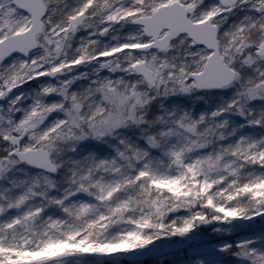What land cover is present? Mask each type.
<instances>
[{
	"label": "snow or ice",
	"instance_id": "1",
	"mask_svg": "<svg viewBox=\"0 0 264 264\" xmlns=\"http://www.w3.org/2000/svg\"><path fill=\"white\" fill-rule=\"evenodd\" d=\"M41 77L28 106L12 95ZM225 88L235 91L211 113L146 119L157 97ZM0 100V264H96L204 224H264V136L224 143L219 119L264 128V0H0ZM129 127L147 147L120 133ZM113 137L114 156L66 167L80 142ZM16 171L24 178L9 179ZM256 239L196 249L190 264H264Z\"/></svg>",
	"mask_w": 264,
	"mask_h": 264
},
{
	"label": "trees",
	"instance_id": "2",
	"mask_svg": "<svg viewBox=\"0 0 264 264\" xmlns=\"http://www.w3.org/2000/svg\"><path fill=\"white\" fill-rule=\"evenodd\" d=\"M247 10L246 9H239V10H233L232 16H233V23H239L243 18L244 15L246 14ZM119 27V26H117ZM222 28V25H221ZM223 29V28H222ZM121 32H126L128 31L127 26L124 29L120 30ZM223 31V30H222ZM80 35H83V33H77V37H79ZM102 41L107 42V43H115L114 40H111L110 37H102L101 38ZM81 69H84L83 66L79 67ZM242 71L245 74H252L253 69L252 68H248L246 67L245 69H242ZM64 77V76H63ZM51 80H55V78H52ZM48 82V80L44 77L39 78L38 80H34V81H30L26 84V86H22L21 88L18 89H14L13 92H15L16 94L19 93H24L26 99L23 100V105L26 107L29 104L32 103V94L35 93V91L42 85L44 84V82ZM79 83V82H78ZM80 84H83V82H81ZM85 86V84H83ZM235 91L234 88H225V89H221V91H217V92H209V93H204V92H200L197 91L196 92V96H194L195 98H193L196 101V105H200L203 104L205 102V97H207L208 95H210V93H213V98H216V100L218 99H223L222 102H226L232 95V93ZM198 97H202V98H198ZM55 97H48L49 100L54 99ZM185 99V95H180V94H176V95H169V96H160L157 97L155 101L152 102V104L150 105L147 113H146V119L147 120H153L154 118L164 114L166 111H174V110H179L180 111V107L179 104L181 102H183V100ZM185 102V101H184ZM261 101H255L253 102V104H260ZM0 104H5L3 102L0 101ZM199 108V107H198ZM56 114L53 113L52 116L49 117V120H51ZM16 116L19 117L20 113L17 112ZM238 122L240 123L241 119L235 118ZM240 121V122H239ZM244 121V120H243ZM234 120L230 119L228 121V124L225 126L224 128V132L227 135V132L232 130L233 126H234ZM47 123V121H46ZM142 128H146L148 127L147 124L142 125ZM161 127H163V125L161 124H156L152 127V131L155 132L157 130H159ZM243 130H241V132H239L240 130H238V132H235V135L232 136L231 138L225 139L223 142L227 143L232 139H236L238 138V136L240 134H242L243 136H250L253 138H259L260 136H264V128H260L257 126H251L248 125L247 123L245 124V126L243 125L242 127ZM120 133L124 136V137H128L130 142H134L137 143L141 146L147 147L146 145V141L143 138V134L141 132V128H137V127H129V128H123L119 130ZM263 131V134H262ZM118 140L116 138H108L107 142H101V141H82L80 142L78 145H76V150L75 151H66L65 153H63L62 155V159L66 162V167L67 168H71L73 165L74 161H79L82 160L83 158H85L86 156H90V155H95L96 157H101L102 155H107V154H111V155H115L116 154V142ZM2 144H0V149H2ZM119 148H122V146L120 145ZM151 151V150H150ZM153 155H158V152L153 151L152 152ZM66 169H61V172H64ZM25 175H17L15 176L16 178L19 179H23ZM13 178L12 174H10L9 179ZM56 179L59 181L60 180V175L58 174L56 176ZM8 185V180H4V179H0V191H3V188L5 186ZM61 187H65L66 185L61 183L60 185ZM257 223H261L260 221H257ZM234 225H239L238 221H233ZM256 224V223H255ZM254 225V224H252ZM264 225V224H262ZM203 228V225H200L199 227H197L195 229V231L197 229H201ZM264 230V229H263ZM249 230L245 231V229L243 228L242 232H240V235H244L245 233H247ZM194 232V231H193ZM261 232L258 234V238L261 236ZM183 238L185 237H178V236H172V237H168V238H162L160 240L154 241L152 245H150L147 249H140V250H151V249H155L157 247L162 246V244L164 243H172V242H176V241H181L183 240ZM242 238V237H239ZM239 238H234L231 239V243H233V245H235V242L240 240ZM244 239V238H242ZM261 239V238H260ZM210 244L212 243H208L206 244L207 247L210 246ZM203 246V247H206ZM203 247H197L195 249H199V248H203ZM195 249H190L191 251H194ZM140 250H135V251H140ZM189 250H184L182 252H177V253H173V255H165L159 258H151L150 260H140V261H124L121 259H118V261H114L112 262L113 264H190V260L192 259V256L188 255L189 254ZM175 255H181L182 257L176 258L174 259L173 256ZM110 260L107 261H97V264H111L109 263ZM223 261L227 264H241V261L239 260V258L228 254V255H224L223 256Z\"/></svg>",
	"mask_w": 264,
	"mask_h": 264
},
{
	"label": "rangeland",
	"instance_id": "3",
	"mask_svg": "<svg viewBox=\"0 0 264 264\" xmlns=\"http://www.w3.org/2000/svg\"><path fill=\"white\" fill-rule=\"evenodd\" d=\"M215 3H217V2L214 0H204V6L205 7H210L211 5H213ZM233 22H234L233 16L231 14L228 16L227 20H225L224 23L222 24L223 29L221 28V31L222 30L223 31L228 30L231 26H233L234 24H237V23H233ZM93 67L94 66L90 65V66L84 67V69L78 68L77 71L78 72H91ZM68 75H72V73H70ZM61 78L66 79V78H68V76L65 75L64 77H61ZM28 82H30V81H28ZM56 82H57L56 80H51V83H53V84H55ZM81 82H83V84H85V86H86L88 84V79H82V80L76 81V83L73 84V87H77L78 85H83V84H80ZM44 83H47V81ZM26 84L21 85L19 88H21L22 86H26ZM211 92H213V91H211ZM12 95H15V92L12 93ZM213 95H214L213 93H210V95L205 97V102L203 104H200V105H196V101L193 99V98H195L194 96H196V93H193L191 95H185V99L183 100V102H181L179 104L180 111L181 112L189 111L193 117H197V118L202 113H211L219 105L225 103V102H222L223 99L216 100V98H213ZM253 102H255V101H253ZM4 103L5 104H3V105H5V107H6L7 104H6V102H4ZM238 117L241 119L240 120L241 122L239 121L240 123H237L238 121L235 119ZM219 119H221V120L226 119L227 121H229L230 119H233L235 121L232 130L227 132L226 137H228V138L232 137V135H228L229 133H232L233 130H235V132H238V130H240L239 132H241V130H243V129L240 126L241 125L245 126V124H246L243 117H241L239 115L231 114V113H224ZM262 134H263V131H262ZM240 136H242V134H240L238 136V138ZM128 137L129 136H127L126 138H128ZM86 141L97 142L96 140H93V139H87ZM3 147H4V145L2 146V148ZM119 147H120V145L117 141L116 142V148H119ZM112 156L113 155H111V154H107V155H102L101 157H98V158H108V157H112ZM17 175H25V173L21 172V171H16L15 173L12 174L13 177H15ZM214 229H221V231L217 232V231H214ZM263 229H264V225H262L261 223H256L254 225H250L249 231L247 233H245L244 235H240L241 234L240 232H242V230H243L242 226H238V225L236 226L233 224V222H232V224L213 223L211 226H208V227H204V225H203V228L197 229L196 231L194 230V232L190 233L189 235H192L194 233H200L204 237L205 240L209 241L208 243H212V244H210V246L223 244V243H231L230 240L234 239V238L242 237L244 239H252L255 237V238H257L255 241V246L259 248V247H264V239L258 238V234ZM242 238H239V239H242ZM133 252H137V251L134 250ZM188 255L193 257V251H190ZM219 255L224 256L225 254H219ZM226 255H228V254H226ZM179 257H182V256L181 255L173 256L174 259L179 258ZM114 261H118V260H110L109 263L113 264L112 262H114ZM224 264H227V263L224 262Z\"/></svg>",
	"mask_w": 264,
	"mask_h": 264
},
{
	"label": "water",
	"instance_id": "4",
	"mask_svg": "<svg viewBox=\"0 0 264 264\" xmlns=\"http://www.w3.org/2000/svg\"><path fill=\"white\" fill-rule=\"evenodd\" d=\"M218 2V0H215ZM221 91V89H214L211 90ZM5 102V100H0ZM257 221H261L260 218H254L252 221H243L238 220L240 226H243L245 231L249 230L250 225L255 224ZM211 224H204V227L211 226ZM208 241L203 238V236L199 233H194L191 236H187L183 238L181 241H176L172 243H164L162 246L157 247L151 250H140L138 252H131V253H120L116 254L113 258L109 260H124V261H140V260H150L151 258H159L165 255H173V253L182 252L184 250H189L195 248L200 245H206ZM107 261V260H104Z\"/></svg>",
	"mask_w": 264,
	"mask_h": 264
}]
</instances>
